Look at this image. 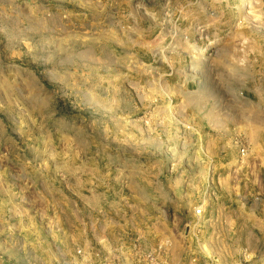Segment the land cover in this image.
I'll list each match as a JSON object with an SVG mask.
<instances>
[{
	"label": "rangeland",
	"instance_id": "374dc122",
	"mask_svg": "<svg viewBox=\"0 0 264 264\" xmlns=\"http://www.w3.org/2000/svg\"><path fill=\"white\" fill-rule=\"evenodd\" d=\"M148 254L264 264V0H0V264Z\"/></svg>",
	"mask_w": 264,
	"mask_h": 264
},
{
	"label": "built area",
	"instance_id": "2783aa9c",
	"mask_svg": "<svg viewBox=\"0 0 264 264\" xmlns=\"http://www.w3.org/2000/svg\"><path fill=\"white\" fill-rule=\"evenodd\" d=\"M196 215L201 214V210H195ZM144 264H166L163 260H160L156 255L148 254L144 259Z\"/></svg>",
	"mask_w": 264,
	"mask_h": 264
}]
</instances>
